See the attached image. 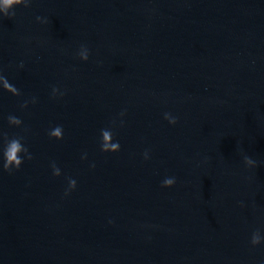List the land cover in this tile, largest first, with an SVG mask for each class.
Returning <instances> with one entry per match:
<instances>
[{
  "label": "water",
  "instance_id": "water-1",
  "mask_svg": "<svg viewBox=\"0 0 264 264\" xmlns=\"http://www.w3.org/2000/svg\"><path fill=\"white\" fill-rule=\"evenodd\" d=\"M0 76V264H264V0H29Z\"/></svg>",
  "mask_w": 264,
  "mask_h": 264
},
{
  "label": "clouds",
  "instance_id": "clouds-1",
  "mask_svg": "<svg viewBox=\"0 0 264 264\" xmlns=\"http://www.w3.org/2000/svg\"><path fill=\"white\" fill-rule=\"evenodd\" d=\"M29 0H0V14H3L5 16L9 15V10L13 8V6L21 5L23 4L25 7L28 6ZM39 19V17L37 18ZM83 49V48H82ZM81 60H87L88 55L87 51L83 49L82 52L79 53ZM0 79H3L5 81L4 84V90L7 92H16L17 89L11 85L7 79L3 76H0ZM55 92V89H54ZM23 107V106H22ZM165 119H168L170 124H174L176 121L174 118H170L167 114L165 115ZM8 121L20 124L21 121L18 118L9 116ZM101 135L103 136V143H101V151L102 152H116L119 150V143H112V133L109 130H101ZM50 137H55L57 140L61 139L62 137V128L60 126H57L54 130H52L49 133ZM25 153V156L27 159H31V154L28 153V149L24 147L20 141V138H13L11 140H7L3 147V169L4 171H7L11 173L13 169H19L22 158L20 156V153ZM145 158H147V153L144 154ZM244 162L246 165H253V161L249 159L248 157L244 158ZM53 167V175L59 176L60 171L58 168H56L55 164L52 165ZM69 189L75 187V180H69ZM174 183L173 178H168L163 181L164 187H170ZM67 194V193H66ZM261 240V237L258 232L253 233L251 238L252 245L259 244Z\"/></svg>",
  "mask_w": 264,
  "mask_h": 264
}]
</instances>
